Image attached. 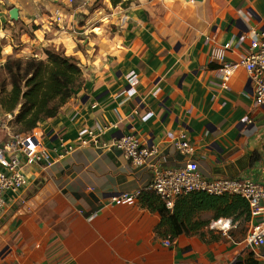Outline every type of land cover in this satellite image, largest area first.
Returning <instances> with one entry per match:
<instances>
[{
	"label": "crops",
	"instance_id": "crops-1",
	"mask_svg": "<svg viewBox=\"0 0 264 264\" xmlns=\"http://www.w3.org/2000/svg\"><path fill=\"white\" fill-rule=\"evenodd\" d=\"M131 1L123 8L111 0H0V68L12 56L47 60L52 48L76 58L84 79L60 113L34 130L55 163L29 167L27 187L5 198L0 264H236L251 253L264 264V249L234 239L238 225L229 219L225 227L211 224L216 242L182 235L167 247L156 234L158 213L140 198L114 202L148 191L156 170L187 164L171 133L187 134L206 179L264 185V110L255 105L250 74L239 69L225 88L212 60L216 46L232 43L227 60L241 61L264 32V0ZM7 117L0 143L15 135ZM85 130L98 142L80 145ZM129 134L159 150L150 165L102 149ZM61 145L75 150L64 154ZM254 222L251 216L246 228Z\"/></svg>",
	"mask_w": 264,
	"mask_h": 264
},
{
	"label": "built area",
	"instance_id": "built-area-1",
	"mask_svg": "<svg viewBox=\"0 0 264 264\" xmlns=\"http://www.w3.org/2000/svg\"><path fill=\"white\" fill-rule=\"evenodd\" d=\"M72 2V0H71ZM232 49V43L224 46H216L213 49L212 60L220 65L223 86L228 87L234 73L239 69H245L251 77L255 105L264 110V32L256 33L251 39L247 53L239 62L227 60V54ZM136 83V77L130 78V85ZM114 127V125H113ZM87 138L98 142L94 133L85 130L80 133L77 141L80 145L88 144ZM174 147L189 158L187 164L181 168L156 170V176L149 190L154 191L163 201L166 208L173 210L176 201L193 192H205L209 195L241 196L248 201L252 218L255 219L244 243L248 249H264V185L245 179L217 178L206 179L200 172L199 165L194 159L196 148L190 142L186 133L169 134ZM64 154L72 152V145H61ZM102 149L116 150L136 167L150 165L159 153L152 146L144 145L136 134L124 135L115 138L109 144H103ZM57 152V149H54ZM55 159L42 141L40 135L32 131L30 133L14 135L8 141L0 143V215L6 205V197L14 199L29 184L27 169L32 166L52 167ZM141 196L137 193H124L114 202L134 203ZM218 227H225L229 222L222 219L214 223ZM173 240H164L167 247L173 246Z\"/></svg>",
	"mask_w": 264,
	"mask_h": 264
},
{
	"label": "trees",
	"instance_id": "trees-1",
	"mask_svg": "<svg viewBox=\"0 0 264 264\" xmlns=\"http://www.w3.org/2000/svg\"><path fill=\"white\" fill-rule=\"evenodd\" d=\"M111 2L114 7L126 8L132 1ZM1 53L0 48V58ZM46 54L47 60L9 58L1 67L6 78L0 83V111L13 117L10 125L15 135L30 133L43 121L56 117L84 83L83 70L76 58L52 48L46 49ZM140 203L160 215L156 234L164 240L185 235L199 236L208 243L216 242L221 236L210 230L214 221L229 219L232 226L240 227L251 221L248 201L236 195L193 192L180 197L174 209L169 210L154 191L148 190L141 194ZM208 213L212 215L206 218ZM253 257L251 253L250 258L236 264H260Z\"/></svg>",
	"mask_w": 264,
	"mask_h": 264
},
{
	"label": "rangeland",
	"instance_id": "rangeland-1",
	"mask_svg": "<svg viewBox=\"0 0 264 264\" xmlns=\"http://www.w3.org/2000/svg\"><path fill=\"white\" fill-rule=\"evenodd\" d=\"M101 3H102V0H101ZM96 4H99V3L97 2ZM12 58H16V56H12ZM18 58H23V59H24V57H18ZM39 59H41V58H39ZM0 65H2V64H0ZM5 78H6V73H5V71L2 70V69L0 68V83H1ZM7 120H8V117L5 116V115L0 111V121L7 122ZM206 216H208V215H206ZM218 231H219V230H218ZM248 231H249V228H246L245 225H244V226H241V227L238 226L236 229H233V234H232V236H233L234 239H235V238H238V240H242V239H244V238L247 236Z\"/></svg>",
	"mask_w": 264,
	"mask_h": 264
},
{
	"label": "water",
	"instance_id": "water-1",
	"mask_svg": "<svg viewBox=\"0 0 264 264\" xmlns=\"http://www.w3.org/2000/svg\"><path fill=\"white\" fill-rule=\"evenodd\" d=\"M10 17L12 20H18V9L17 8H13L10 11Z\"/></svg>",
	"mask_w": 264,
	"mask_h": 264
}]
</instances>
